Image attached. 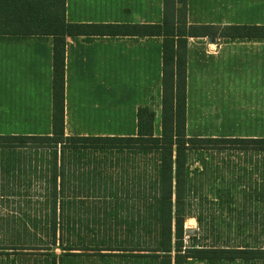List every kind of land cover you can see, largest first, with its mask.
<instances>
[{"label":"trees","instance_id":"1","mask_svg":"<svg viewBox=\"0 0 264 264\" xmlns=\"http://www.w3.org/2000/svg\"><path fill=\"white\" fill-rule=\"evenodd\" d=\"M178 3L163 25L145 26V36L164 38L160 135L155 111L142 107L136 136L100 137L65 135V37L81 30L66 23L65 0H0V34L54 38L52 134L0 135V200L15 209L0 218L8 237L0 264H264V138L187 136L185 0ZM208 153L231 170L224 183L238 197L225 204L241 217L240 246L186 245L192 163Z\"/></svg>","mask_w":264,"mask_h":264},{"label":"crops","instance_id":"2","mask_svg":"<svg viewBox=\"0 0 264 264\" xmlns=\"http://www.w3.org/2000/svg\"><path fill=\"white\" fill-rule=\"evenodd\" d=\"M181 6L65 0L66 23L81 27L65 37L66 136H136L139 108L161 113L164 38L145 26ZM184 8L187 136L264 138V0ZM53 48V36L0 34V135L52 134Z\"/></svg>","mask_w":264,"mask_h":264},{"label":"rangeland","instance_id":"3","mask_svg":"<svg viewBox=\"0 0 264 264\" xmlns=\"http://www.w3.org/2000/svg\"><path fill=\"white\" fill-rule=\"evenodd\" d=\"M159 110V108H157ZM162 113V111H161ZM161 113H156L155 133H161ZM211 129L215 128L216 122H209ZM214 123V124H213ZM207 161L203 163H192L197 168L192 175L191 189V208L189 210V219L185 223L186 228L196 229V235L187 237L186 245L193 247H225L240 246L245 244L246 240H237L238 237V211L231 212L225 203L233 200L235 205L237 201L236 191H231L229 185H225V179H232L229 171L221 168L218 155L208 153ZM222 162V161H221ZM202 169V170H201ZM199 171V172H198ZM228 173V174H227ZM235 197L233 198L232 197ZM217 200V201H216ZM0 200V218L4 213L11 212L14 214L12 205ZM13 210V211H12ZM4 226L0 223V243L7 242L8 237L4 239L2 231ZM11 237V236H10ZM9 237V238H10ZM55 253L59 254V250ZM12 264V263H11ZM15 264H25L17 262ZM63 264H152L139 263L129 260L126 262L120 259H66ZM229 264V263H226Z\"/></svg>","mask_w":264,"mask_h":264},{"label":"water","instance_id":"4","mask_svg":"<svg viewBox=\"0 0 264 264\" xmlns=\"http://www.w3.org/2000/svg\"><path fill=\"white\" fill-rule=\"evenodd\" d=\"M195 235H196V229H194V228H186L185 229V236L193 237Z\"/></svg>","mask_w":264,"mask_h":264}]
</instances>
